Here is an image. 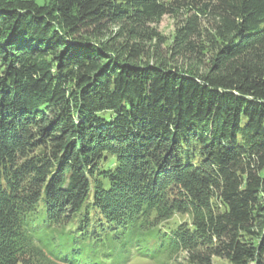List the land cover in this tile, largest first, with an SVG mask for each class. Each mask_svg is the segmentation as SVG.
<instances>
[{
    "label": "trees",
    "instance_id": "1",
    "mask_svg": "<svg viewBox=\"0 0 264 264\" xmlns=\"http://www.w3.org/2000/svg\"><path fill=\"white\" fill-rule=\"evenodd\" d=\"M179 254L264 264V0H0V264Z\"/></svg>",
    "mask_w": 264,
    "mask_h": 264
},
{
    "label": "rangeland",
    "instance_id": "2",
    "mask_svg": "<svg viewBox=\"0 0 264 264\" xmlns=\"http://www.w3.org/2000/svg\"><path fill=\"white\" fill-rule=\"evenodd\" d=\"M36 3L42 5L48 3L51 0H34ZM176 19L172 16L164 15L161 19L155 22L154 27L156 29L157 38L152 43H156L165 50L166 46L172 41L175 31ZM220 262L217 261L216 264ZM129 264H158L153 260L133 259ZM168 264H184L182 261V254L176 255Z\"/></svg>",
    "mask_w": 264,
    "mask_h": 264
}]
</instances>
